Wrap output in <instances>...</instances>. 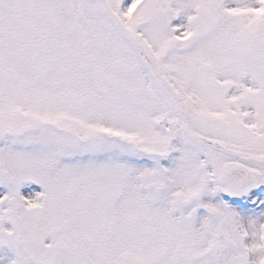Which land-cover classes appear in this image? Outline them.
I'll use <instances>...</instances> for the list:
<instances>
[{
	"label": "snow or ice",
	"instance_id": "obj_1",
	"mask_svg": "<svg viewBox=\"0 0 264 264\" xmlns=\"http://www.w3.org/2000/svg\"><path fill=\"white\" fill-rule=\"evenodd\" d=\"M0 264H264V0H0Z\"/></svg>",
	"mask_w": 264,
	"mask_h": 264
}]
</instances>
